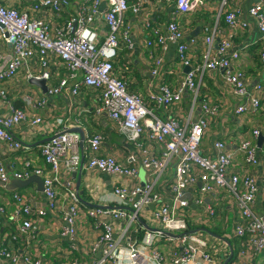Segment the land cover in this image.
I'll use <instances>...</instances> for the list:
<instances>
[{
	"label": "built area",
	"instance_id": "built-area-1",
	"mask_svg": "<svg viewBox=\"0 0 264 264\" xmlns=\"http://www.w3.org/2000/svg\"><path fill=\"white\" fill-rule=\"evenodd\" d=\"M28 10L18 9L15 5L0 0V39L12 47V55H0V81L15 77L22 68H27L33 60H41L43 74L37 76L28 72L27 77L49 79L51 77V57H58L68 70V77L48 88L49 95L61 94L70 89V94L77 97L84 87L99 91L101 107L98 112L106 111L109 118L118 126L122 134L138 147H142V138L146 134L151 141L160 147V155L143 150L141 166L149 170L152 177L144 184L128 188L118 185L114 188L116 207L97 206L86 211L82 208V199L71 180L62 181L59 168L63 162L70 173L83 167L79 152L81 135L75 132L60 131L41 145V153L48 167H32L25 161L22 170L14 167L8 169L0 162V181L11 179L26 180L32 175H39L44 181V194L47 208L56 210L59 207L58 188L63 186L64 196L68 200L65 222L61 234L72 240L77 236V220L79 218H99L109 215L114 221H123V226L116 232L108 222H101V232L93 240L90 254L95 264L109 261L111 264H167L165 255L156 247V243L165 238L177 243L170 260L171 264H220L214 255L210 235L203 229L190 230L189 221L184 213L191 201L184 197L186 190L193 187L199 193L192 199L193 203L205 208L206 213L214 215V210L207 204L210 197L218 189H223L235 200L243 222L235 227V234L245 242L242 243L241 254H260L264 251V209L256 212V204L260 191L259 181L252 173H240L235 170L236 154L226 149L223 141L214 143L215 154L207 156L202 152L203 138L209 128L210 118L218 112V106L200 99V87L204 86L207 70H223L224 77L238 96L248 93L245 72L240 65V50L233 47L237 30L246 29L248 21L239 18L241 10L233 7L225 12L228 32L223 34L219 25L203 26L204 41L209 49L218 39L217 52L206 54L203 62H194L186 42V31L179 21L171 18L164 27L152 25L149 16L144 14L146 7L156 0H82L61 25L53 27L41 14L55 13L61 16L72 5L71 0H25ZM174 4L180 14H187L198 7L202 0H163ZM105 2L106 8L101 10ZM228 0H222V9ZM224 10V9H223ZM141 16L143 27L149 30L147 45L154 43L167 51L169 42L177 44V60L184 68L179 85L172 88L168 84H160L152 91L149 100L156 107H167L180 104L184 92L192 93L193 108L200 104V115L192 121V115L186 124L181 125L174 118H161L144 98L128 88L124 77L116 73L115 62L119 56L120 41L126 42L128 48H134L130 25L125 23L127 14ZM249 15L257 21V27L264 36V0H255L248 10ZM99 16L104 17L107 33L101 39L94 22ZM163 56L155 58L152 74L160 73ZM264 62V49L261 52ZM127 68V67H126ZM262 88L261 85H257ZM0 97L6 99V90L0 86ZM27 107L32 110L41 109L48 99L37 98L27 93L23 96ZM261 107V98H252L250 107L240 104L236 108L238 114H255ZM11 115L0 114V140L13 149H23L21 140L12 130L23 122L37 126L42 122L40 115H32L27 108L11 107ZM258 138L260 131L253 132ZM103 142L101 134L88 138L89 159L86 166L107 174L124 178H135L137 166L123 164L113 155H101ZM239 150L244 154L250 166L259 161V148L256 140L245 139ZM175 161L173 181L169 184L172 198L170 201L157 189V182L171 161ZM18 205L13 210V218L18 223L11 234V239L32 238L38 230V222L33 221L31 203L21 194H14ZM152 207L154 218L161 222V227L149 230L143 226L140 214L145 208ZM47 208L37 209L36 216L43 217ZM6 208L0 205V213ZM145 232L141 238H134V232ZM2 264H41L40 260H32L29 255H21L17 251L3 246L0 250ZM77 264V263H76Z\"/></svg>",
	"mask_w": 264,
	"mask_h": 264
},
{
	"label": "crops",
	"instance_id": "crops-1",
	"mask_svg": "<svg viewBox=\"0 0 264 264\" xmlns=\"http://www.w3.org/2000/svg\"><path fill=\"white\" fill-rule=\"evenodd\" d=\"M15 5L18 9L28 10L29 3L25 0H2ZM72 5L61 16L55 13L41 14L53 27L61 25L69 17L70 13L82 0H71ZM255 0H228L227 6L222 9V0H202L195 10L180 14L174 4L166 3L163 0L151 2L144 14L148 15L152 25L164 27L171 19L175 18L186 31V42L189 46V53L193 56L194 62H203L206 54L213 55L217 52L218 39L211 49L204 41V27L219 25L223 34L229 30L225 21V12L233 7H239L240 20L248 21L246 29H238L234 37L233 47L240 50V67L245 72L248 93L238 96L233 87L228 84L224 77L223 70H207L204 78V86L200 87V99L207 100L218 106V112L210 118L202 145V152L211 156L215 154L214 143L223 141L226 149L236 154L235 170L240 173H252L259 181L260 191L256 204V212L261 213L264 209V143L259 148L260 161L256 166H250L245 161L244 154L239 150L241 142L245 139L256 140L253 132L255 129L264 136V62L261 60V52L264 49V36L257 27V21L252 18L248 10ZM125 23L130 25L131 36L134 48H128L125 41H120L119 56L115 62L116 73L126 80L128 88L132 92L139 93L150 107L157 112L161 118H174L181 125H184L192 115V121H196L200 115V104L193 108L192 93L184 92L180 104L156 107L149 100L152 91H156L162 83L176 88L186 72L177 60V44L169 42L165 51L161 46L147 45L149 30L143 27L141 16L127 14ZM101 39L107 33L104 17L99 16L94 22ZM195 33L194 36H189ZM139 49L135 48V45ZM12 47L0 39V55L7 57L12 55ZM162 55L164 60L160 73L152 74L155 66V58ZM51 77L45 79L48 88L57 85L60 80L68 77L66 66L58 57L50 58ZM41 60L28 64L18 74L7 80H1L0 86L6 90L7 98L0 97V114L11 115V107L27 108L30 116L40 115L42 122L37 126H30L23 122L14 127V136L21 140L26 148L17 150L10 147L6 142L0 140V162L8 169L13 167L16 170L24 168L25 161H29L32 167H48L41 153V145L46 140L60 131L81 129L85 135V141L79 144V152L84 162L83 167L77 172L80 173V181L70 173L62 162L59 168V177L62 181L71 180L73 186L79 191L84 211L94 208L95 205L104 207H116L113 190L118 185L132 188L139 184L146 183L152 174L141 166L142 151L159 156V145L151 141L145 134L142 138V147H138L129 141L121 133L117 124L109 118L106 111L98 112L101 107L99 91L84 87L77 97L70 94V89L63 90L61 94L49 95L48 89L45 92L41 86L31 82L27 77L28 72L33 75H41L44 70L40 66ZM127 67V68H126ZM35 78V77H34ZM261 85L262 88H258ZM27 93L34 94L37 98L48 99L47 104L41 108L32 110L27 107L23 96ZM261 98V107L255 114H238L236 108L243 104L250 107L252 98ZM76 133V132H75ZM80 134V132H77ZM94 134H101L103 142L100 147L101 155H113L123 164L137 166L138 175L135 178H124L117 175L107 174L86 166L89 159L88 138ZM82 141V140H81ZM47 142V141H46ZM175 161L166 168L165 172L157 182V189L170 201L172 193L169 184L173 181ZM14 180L11 179L10 184ZM25 196L31 203L33 221L38 222L39 228L34 237H19L14 241L11 234L16 230L18 223L13 218V210L18 205L14 194ZM59 207L56 210L47 208V199L44 190L39 185L31 182L21 188H8L0 184V205L5 206L6 212L0 213V250L7 246L17 253L31 256L32 260H40L41 264H95L96 258L90 254V247L93 240L101 232V222H108L118 236L123 226V221H114L109 215H101L99 218H79L77 220V236L72 240L61 234L65 224L64 213L67 211L68 200L64 196L63 186L58 188ZM199 193V190L190 187L186 190L184 197L191 201L184 213L189 221L190 230L203 229L210 235L214 255H217L220 264H264V251L260 254H241L244 239L235 234L237 224L243 222L238 206L233 197L223 189H218L215 194L207 197V204L213 208L214 215L206 213L205 208L193 203L192 199ZM47 208V213L41 218L35 214L37 209ZM152 207L142 210L140 217L143 226L149 230H156L161 227V222L154 218ZM145 232H134L132 237L141 239ZM177 243L168 241L165 238L156 243V247L165 255L167 264ZM0 264L2 258L0 256ZM21 264H29L22 261ZM98 264H111L109 261Z\"/></svg>",
	"mask_w": 264,
	"mask_h": 264
},
{
	"label": "water",
	"instance_id": "water-1",
	"mask_svg": "<svg viewBox=\"0 0 264 264\" xmlns=\"http://www.w3.org/2000/svg\"><path fill=\"white\" fill-rule=\"evenodd\" d=\"M106 8V3L103 2L101 4V10L105 9ZM195 33H192L189 38H191V36H194ZM135 48L136 49H139V46L136 44L135 45ZM186 71L189 70V68H186L185 69ZM31 82H33L34 84L36 85H39L41 86V88H43V90L46 92L47 89H48V86H47V83H46V80L45 79H42V78H32L31 79ZM71 132H80V135H81V139H82V143L85 141V135L83 133V131L81 129H73V130H70ZM52 137L46 139V140H43L44 142L46 141H49ZM263 143H264V136L261 135L259 136V139H258V148H261L263 146ZM75 177H78V181H80L81 177H80V173L79 172H74L73 174ZM31 182H35L39 185L40 189L41 190H44V181H43V178L39 175H32L30 178L26 179V180H21V179H17V180H14L13 182H11L10 184H7L5 182H2L0 181V184L2 185H5L7 186L8 188H21V187H24L26 185H28L29 183ZM95 207H97L98 205H93Z\"/></svg>",
	"mask_w": 264,
	"mask_h": 264
}]
</instances>
